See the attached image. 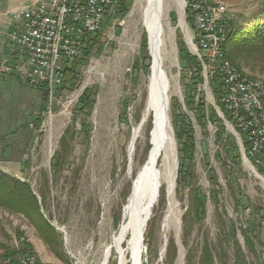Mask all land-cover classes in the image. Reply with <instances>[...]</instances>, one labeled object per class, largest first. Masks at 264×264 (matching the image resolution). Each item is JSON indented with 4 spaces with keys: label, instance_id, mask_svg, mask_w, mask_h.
Wrapping results in <instances>:
<instances>
[{
    "label": "rangeland",
    "instance_id": "1",
    "mask_svg": "<svg viewBox=\"0 0 264 264\" xmlns=\"http://www.w3.org/2000/svg\"><path fill=\"white\" fill-rule=\"evenodd\" d=\"M30 1L0 0V172L30 185L42 219L35 228L22 215L0 208V262L9 255H35L43 264H102L105 250L122 224L131 191L127 149L145 111L150 60L140 19L133 13L139 0H115V15L106 21L74 73L45 103L41 93L23 84L14 70L3 73L4 61L15 56L6 38L9 14ZM209 2L232 17L233 34L262 33L264 0ZM163 25L167 115L176 156L174 185L168 193L167 184L161 181L144 231L141 263L165 264L166 248L172 243L176 250L173 264H186L189 252L192 264H199L206 242L215 254V264H232L233 231L239 226L246 228L252 220L260 224L264 217V181L252 174L240 150V166L232 164L226 134L239 145L237 138L224 123L225 139L217 138L218 126L209 110L212 107L220 113L211 86L205 81L193 85V72L201 74L202 65L192 58L190 42L195 30L183 0H165ZM13 62L8 59L10 67ZM239 67L247 77L264 81V61ZM200 99L205 104L204 123L196 118ZM184 121L191 124L195 148L190 181L184 173L178 175L180 145L176 135L184 132ZM147 127L148 122L136 143L134 174L147 160ZM193 186L205 198V214L188 231L183 229V219ZM249 204L263 211L253 214ZM259 226L264 234V226ZM236 235L247 253L242 236ZM122 248L126 249V241ZM222 250L226 259L221 257ZM117 263L113 250L107 264Z\"/></svg>",
    "mask_w": 264,
    "mask_h": 264
},
{
    "label": "built area",
    "instance_id": "2",
    "mask_svg": "<svg viewBox=\"0 0 264 264\" xmlns=\"http://www.w3.org/2000/svg\"><path fill=\"white\" fill-rule=\"evenodd\" d=\"M183 1L195 30L191 51L202 65L203 83L220 80V104L227 115L216 106L217 115L236 136L242 161L264 181V81L247 77L225 58L232 17L224 8L209 0ZM115 9V0L30 1L11 15L6 38L15 50L8 57L14 66L5 60L3 73L14 70L23 84L43 88L50 97L64 83L66 69L82 58L88 38L98 35ZM0 264L43 263L35 255H9Z\"/></svg>",
    "mask_w": 264,
    "mask_h": 264
},
{
    "label": "trees",
    "instance_id": "3",
    "mask_svg": "<svg viewBox=\"0 0 264 264\" xmlns=\"http://www.w3.org/2000/svg\"><path fill=\"white\" fill-rule=\"evenodd\" d=\"M212 4V3H211ZM262 33L260 35H240V34H233L231 31V24H227V43L224 46V56L225 58L230 61L233 65H235L239 70V64L248 63L250 61L254 62H263L264 61V24L261 26ZM99 34V33H98ZM96 35L95 37H97ZM89 39L87 41L86 47L84 49V58L88 54L90 48L94 45V38ZM194 60H198L196 57H192ZM150 60V59H149ZM82 63V62H81ZM79 61L76 64H73L65 71V80L69 78L70 74H73L76 67L79 65ZM150 65V61H149ZM195 65V64H194ZM191 66V63L189 67ZM196 68V67H195ZM199 69V68H198ZM202 72V70H201ZM199 71L196 70L193 72V79L196 80V83L193 82V85L197 87L198 84L203 83L202 77L198 74ZM64 80V81H65ZM212 94L215 100L216 105L219 107L220 111L225 113L223 106L220 104V96L222 94L220 80L217 77H214L209 82ZM195 87V88H196ZM38 91L41 93L42 96V103H45L48 99V93L44 91L43 88H38ZM146 97V95H145ZM191 99V96L188 97ZM193 99L191 103H193ZM201 101L197 105V121L198 122H205L206 115L204 111V100ZM225 113V117H226ZM209 117L213 120V122L218 126L217 131V138L219 140H224L223 138L224 133L226 134V129L223 125L222 120L218 117L215 112V109L211 107L209 110ZM139 121V120H138ZM148 131L151 129V120L148 122ZM184 132L177 131L176 139L179 141V165H178V175L179 177L182 176L184 173L185 178L189 180L192 175L191 168H192V157L194 155V140L192 138V129L191 124L183 122ZM187 124V125H186ZM201 124V123H200ZM150 126V128H149ZM178 130V129H176ZM228 134V133H227ZM226 134L225 144L228 147V152L230 156V160L232 161L233 165L240 166L241 164V157L239 153V147L235 142V139L231 135ZM146 152L147 155L150 150L149 145V138L148 132L146 135ZM148 143V145H147ZM147 158V156H146ZM146 161V160H145ZM135 177V175L133 176ZM190 181V180H189ZM189 207L185 212V217L183 219V229H187L188 231L191 230L193 223H200L202 221V217L205 214V198L203 195L199 194V189L191 187L189 190ZM127 203V202H126ZM0 208L7 210L9 212L20 214L25 217L27 220H30L35 226H38L40 219H42V215L39 211L38 206V199L37 196L33 193L30 185L26 182H23L17 178H13L3 172H0ZM249 211L253 214L258 211H263L254 207L252 204H249ZM245 208V209H247ZM190 221H187V219ZM260 224H256L255 220L250 221L246 228L239 226L236 228L232 233V245H231V262L232 264H264V234L261 233L258 226H264V217L261 218ZM258 225V226H257ZM149 226V224H148ZM261 227V226H259ZM236 232H239L244 240V246L247 250V253L242 248L240 242L237 239ZM147 236L145 237L144 241L146 242ZM175 247L172 243H169L166 248V260L165 264H173L175 259ZM224 259L227 258L225 251L222 250L221 252ZM251 259L249 258V255ZM186 264H192V256L190 252L187 255V262ZM199 264H215V254L213 253L210 245L208 243H204L203 247L201 248ZM222 264H225L222 262Z\"/></svg>",
    "mask_w": 264,
    "mask_h": 264
},
{
    "label": "bare ground",
    "instance_id": "4",
    "mask_svg": "<svg viewBox=\"0 0 264 264\" xmlns=\"http://www.w3.org/2000/svg\"><path fill=\"white\" fill-rule=\"evenodd\" d=\"M164 2L165 0H139L133 10V13L139 17L141 28L146 36L147 52L150 59L145 86L144 123L141 127L133 129L127 149V177L131 180L130 194L132 193L134 196L132 198L129 195L123 210L121 227L113 236L111 245L105 250L102 264H107L113 250L118 255L117 264H142L144 247L141 239H143L146 225L151 216V207L157 199L155 197L153 201L156 188L159 191L157 186H160L161 181H164L167 184L168 193H171L174 185L172 169L176 156L167 115L169 83L164 71ZM149 120H151V129L148 131L150 150L146 162L134 174L136 143L142 132V127ZM134 175L135 177H133ZM130 201L134 202L133 208H127ZM127 238L129 239L127 240ZM125 241L126 249L124 250L122 244Z\"/></svg>",
    "mask_w": 264,
    "mask_h": 264
},
{
    "label": "water",
    "instance_id": "5",
    "mask_svg": "<svg viewBox=\"0 0 264 264\" xmlns=\"http://www.w3.org/2000/svg\"><path fill=\"white\" fill-rule=\"evenodd\" d=\"M144 123V120L143 119H141L140 120V122H139V127H141V125ZM157 187H160L159 185L157 186ZM158 195H159V191H158V188H156V191H155V195L153 196V201L155 200V197H158ZM130 196H132V193L130 194ZM134 196V195H133ZM133 196H132V198H133ZM153 201H152V203H153ZM133 203L134 202H129V204H128V206H127V208H133ZM142 240L143 239H141V242H142Z\"/></svg>",
    "mask_w": 264,
    "mask_h": 264
},
{
    "label": "crops",
    "instance_id": "6",
    "mask_svg": "<svg viewBox=\"0 0 264 264\" xmlns=\"http://www.w3.org/2000/svg\"><path fill=\"white\" fill-rule=\"evenodd\" d=\"M10 16H11V14H9ZM10 20V25H11V20H12V17H11V19H9ZM8 27H9V25H8ZM3 41H4V39H3ZM0 44H1V40H0Z\"/></svg>",
    "mask_w": 264,
    "mask_h": 264
}]
</instances>
